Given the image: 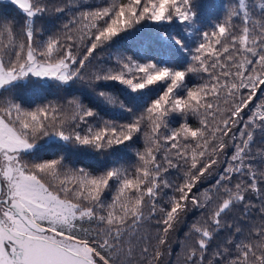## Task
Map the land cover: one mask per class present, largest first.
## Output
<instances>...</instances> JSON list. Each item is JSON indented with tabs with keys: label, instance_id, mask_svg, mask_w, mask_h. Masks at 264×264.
<instances>
[{
	"label": "snow or ice",
	"instance_id": "6c2138e0",
	"mask_svg": "<svg viewBox=\"0 0 264 264\" xmlns=\"http://www.w3.org/2000/svg\"><path fill=\"white\" fill-rule=\"evenodd\" d=\"M7 7L0 264H161L194 210L184 264H264V0L221 3L214 21L200 0ZM52 89L80 95L35 103ZM53 147L110 163L73 167Z\"/></svg>",
	"mask_w": 264,
	"mask_h": 264
},
{
	"label": "trees",
	"instance_id": "16d2710c",
	"mask_svg": "<svg viewBox=\"0 0 264 264\" xmlns=\"http://www.w3.org/2000/svg\"><path fill=\"white\" fill-rule=\"evenodd\" d=\"M229 3L232 4L235 0H200V3L203 5L202 12L205 17L211 18L213 21L221 14V3ZM0 10L6 11L8 15H17V12L14 7H7V0H0ZM128 54H132L129 52ZM166 55H170L173 62L182 63L185 54H175V53H166ZM194 79V78H193ZM77 87H80L79 85ZM70 95H80V93H69L67 91L61 90L59 93L56 92L55 89H52L48 93H45L46 99L40 100L37 99L35 103L47 102L48 100L62 101L64 97H68ZM85 103H88L87 99L84 100ZM106 119H111L113 117L106 116ZM194 127L197 125L196 119L190 118L189 121ZM173 127H178V122H174L172 124ZM43 143V141H40ZM144 146L143 138L141 137L138 141L132 144V147L127 149L124 154V160L126 162L134 161V150L140 149L142 150ZM51 152H56L57 154H62L68 157V162L73 167L83 166L90 171L102 170L103 166L106 163H110L107 156L98 155V154H84V153H73L69 156V153L63 149L58 147H53L49 149L48 153L45 154V158H49ZM54 158V157H53ZM217 173L219 169L216 170ZM175 179V177H173ZM212 179L210 178L204 182V188L210 187L212 183ZM203 190V189H202ZM240 216V209H234L227 217L226 220L231 222L234 218ZM203 216L200 211H190L185 217L184 221L178 224L173 232H171L168 236V243L166 247L168 248V252L164 257L161 258V264H184L183 262V252L186 251V248L181 247V245L191 246V240H186L185 234L188 233L191 224L196 220H202ZM223 239V236H221Z\"/></svg>",
	"mask_w": 264,
	"mask_h": 264
}]
</instances>
